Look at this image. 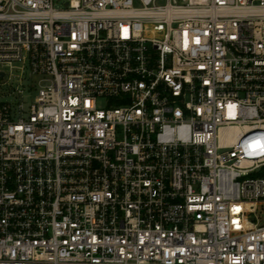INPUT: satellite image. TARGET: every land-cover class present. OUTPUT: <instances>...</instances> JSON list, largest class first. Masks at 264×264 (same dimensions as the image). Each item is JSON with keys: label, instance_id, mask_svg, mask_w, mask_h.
<instances>
[{"label": "built area", "instance_id": "built-area-1", "mask_svg": "<svg viewBox=\"0 0 264 264\" xmlns=\"http://www.w3.org/2000/svg\"><path fill=\"white\" fill-rule=\"evenodd\" d=\"M64 6L0 0V264H264V0Z\"/></svg>", "mask_w": 264, "mask_h": 264}, {"label": "rangeland", "instance_id": "rangeland-1", "mask_svg": "<svg viewBox=\"0 0 264 264\" xmlns=\"http://www.w3.org/2000/svg\"><path fill=\"white\" fill-rule=\"evenodd\" d=\"M70 0H53V5L56 10H64V4ZM162 1H159L161 4ZM21 64H15L14 68L8 69L4 68L7 72L6 78L4 79L8 85L1 86L3 80H0V98L6 101L15 102L18 100V94L16 90L22 89V83L24 87H33L38 78L31 76L28 70L22 71ZM3 69V67H0ZM21 85V86H20ZM36 93L31 92L29 96H25L24 99L27 100V103H31ZM100 106L102 107L105 103L104 99L99 100Z\"/></svg>", "mask_w": 264, "mask_h": 264}]
</instances>
